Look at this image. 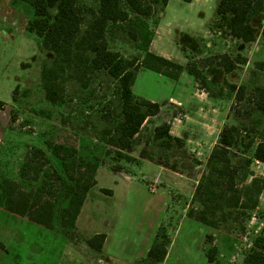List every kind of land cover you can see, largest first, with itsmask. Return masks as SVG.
<instances>
[{
    "label": "trees",
    "instance_id": "1",
    "mask_svg": "<svg viewBox=\"0 0 264 264\" xmlns=\"http://www.w3.org/2000/svg\"><path fill=\"white\" fill-rule=\"evenodd\" d=\"M12 1L26 4L32 9L26 28L36 35L42 49L52 54L50 61L42 63L40 70V85L46 100L52 104L61 103L68 95L67 88L70 86L81 90L93 88L100 71L115 81L116 90L108 98L101 119L108 127V136L103 139L111 149L108 152L114 150L118 158L131 160L124 151L134 148L137 144L136 136L144 122L157 115L160 110L158 103L132 92V85L140 68L161 73L171 79H177L181 70L186 68L206 86V76L197 63H188L183 67L150 51V43L155 34L154 26L168 0ZM260 12L264 13V0H219L216 6L217 15L228 17L229 35L245 43L255 41L260 29L264 35V23L260 29L253 24L254 17ZM118 39L132 44L140 53L128 58L120 51L111 49L110 42ZM245 62L246 57L241 54L235 57L227 53L214 54L203 59L204 66H219L226 73ZM254 66L257 70L264 71V59L255 61ZM224 83L230 91L235 92L237 100L245 98L248 90L245 84ZM253 89L248 92L253 94L248 100L264 116V85H257ZM169 128V123L162 122L153 128L147 139L161 150L159 158L162 165L172 171H179L180 160L175 158L170 161V157L173 152L183 149L184 141L172 136ZM248 130L237 125L222 128L218 143L207 159L208 163L214 159L218 162L214 177L197 181L194 195L200 209L188 211V218L216 228L225 218L226 209L245 211L257 206L258 197L264 188V177L253 176L250 171L241 169L233 164L230 156V149L242 140L244 147L252 151L251 159L247 162L253 159L264 163V133L246 140L240 132L246 133ZM52 151L61 160L68 182L59 183L57 192L48 193L44 190L43 179L34 188L22 186L15 178L1 176L0 207L48 229L60 226L66 236L85 243L93 250H100L105 234L84 238L77 233L75 220L86 191L95 183L93 173L101 162L98 159L87 162V171L91 174L87 181H83V176L73 177L64 165V154L68 149L63 144L52 145ZM37 153L38 150L34 151L35 155ZM139 157L154 160L152 153L145 148L139 151ZM193 161L196 165L199 164L196 159ZM27 164L20 167V179L27 178V172L22 173ZM249 175L252 177L245 183ZM165 239V231L163 227H159L147 256L140 260L141 264H161L168 248V241ZM216 255V246H210L206 251L208 262L224 264ZM243 264H264L263 235L254 239L253 249L244 256Z\"/></svg>",
    "mask_w": 264,
    "mask_h": 264
},
{
    "label": "rangeland",
    "instance_id": "2",
    "mask_svg": "<svg viewBox=\"0 0 264 264\" xmlns=\"http://www.w3.org/2000/svg\"><path fill=\"white\" fill-rule=\"evenodd\" d=\"M179 2L185 5L180 0ZM16 4L24 16L27 17L28 13H31L32 9L26 4L20 2ZM206 11L215 14L212 6ZM197 18L199 15L194 14L191 22ZM17 23L18 19H15V24ZM263 23L264 13L260 12L254 17L253 24L260 29ZM157 25L154 26L155 30ZM5 30H9L10 35L4 39ZM204 30L206 31L199 34L205 35L206 40H215L210 26ZM182 31L176 34V42L195 50L194 41L189 37L190 34L188 35L191 30L185 28ZM31 34L32 36H25L18 30H12V27L0 18V100L4 101H0V177L15 178L22 186L34 188L43 179L45 191L57 192L59 183L68 180L61 160L55 157L52 151V145L55 144H63L68 149L64 154L66 158L64 165L73 177L83 176V181H87L91 174L87 171V162L97 159L99 163L101 162L99 166L118 168L125 165V172H134L136 167L133 166L132 169L128 164H138L143 159L139 157V151L143 148L152 153L154 160L151 162L162 164L159 158L161 150L147 139L153 130L152 125L148 124L151 118L142 125L136 136L137 144L134 148L124 151L131 157L130 161L116 157L114 150L108 152L111 149L103 140L108 136V127L101 119V115L108 98L116 90V84L105 72H98L93 88L81 90L70 86L67 88L68 95L61 103L52 104L46 100L40 85V70L42 63L50 61L52 54L43 50L39 39L33 32ZM110 48L120 51L128 58L140 53L132 44L120 39L110 42ZM197 62L189 59L183 67L188 63ZM262 80L260 82L264 83V79ZM224 84L223 82L220 88L210 87V92L214 96L223 95L221 99L224 109L229 110L240 120L238 127L249 129L248 132L242 131L240 134L247 140L264 133V116L253 102L248 100L253 95L248 92L254 90L255 84L246 85L248 90L243 100H237L235 97L231 99L228 85ZM244 144L241 140L230 149L233 164L250 171L253 176L264 177V169L260 164L253 159L247 162L252 151L245 148ZM37 150L38 153L35 155L34 151ZM179 151L173 152L170 161L178 158L180 168L176 172L189 174L192 171L190 166L196 167V164L190 155L182 159ZM26 163L28 164L22 173L27 172V178L23 180L19 178V172L21 165ZM217 165L215 159L211 163L207 162V158L201 160L189 178L194 181L190 190L192 191L197 180L213 178ZM36 171L38 173H35ZM251 177L252 175H249L245 183H248ZM148 183L151 192L158 187L157 181ZM171 200V206H168L160 225L165 231L167 247H170L167 264H214L206 259V251L212 245L216 246V257L222 263L243 264L244 256L253 249L254 239L259 235L264 236V188L258 197L256 207L243 210L244 212L240 209H226L225 218L216 228L187 217L188 211L200 209L194 193L173 192ZM128 210L126 209L131 218ZM130 218L127 221L125 216L121 217L116 230L118 233L132 232L135 222ZM62 240L67 244L62 245ZM0 242L4 248H0V264H44L50 260L45 247L54 249L66 246L68 250L71 249L70 245L73 248L80 247L78 241L66 236L60 226L48 229L1 207ZM135 264H141V261H136Z\"/></svg>",
    "mask_w": 264,
    "mask_h": 264
},
{
    "label": "crops",
    "instance_id": "3",
    "mask_svg": "<svg viewBox=\"0 0 264 264\" xmlns=\"http://www.w3.org/2000/svg\"><path fill=\"white\" fill-rule=\"evenodd\" d=\"M180 1L185 5H181L179 0H168L150 43V51L180 65H185L189 59L197 60L206 76V86L186 68L181 70L177 79L140 68L134 79L132 92L160 105L158 114L150 117L148 124L152 125V129L162 122L169 123L170 134L184 141L179 156L183 159L190 155L192 159L201 162L208 159L213 147L218 143L222 128L240 122L229 110L224 109L221 99L223 95L214 96L210 87L220 88L224 81L236 85H264L260 82L264 79V71L254 68L255 61L264 59V35L260 29L256 40L248 43L229 35L228 17H221L216 13L219 0ZM211 6L214 7L215 14L206 11ZM20 10L12 0H0V18L3 22L8 23L14 31L32 36V32L26 28L29 13L26 17ZM194 14L199 15V18L191 22ZM15 19H18L17 25ZM208 26L212 29L210 31L214 32L215 40H206L205 35L199 34L206 31L204 29ZM185 28L191 30L188 35L190 34L189 37L194 41L195 50H190L188 46L175 40L176 34L183 32L182 29ZM9 35V30H5L3 38ZM222 53L232 57L241 54L246 57V62L228 73L219 66L203 65L202 59L205 57ZM229 97L233 99L235 92L230 91ZM254 161L264 169L263 162ZM128 165L132 166V169L133 166L136 167L134 172H125V165L118 168H110L108 165L97 167L93 173L95 183L86 191L75 220V226L84 238L99 233L105 234L100 250H93L80 241V247L73 248L70 245V250L66 246L54 249L45 247L50 260L44 264H135L147 256L167 208L171 206L172 193H194L198 180L191 191L190 186L194 181L189 178L198 165L190 166L192 171L189 174L172 171L160 163L146 159L140 160L138 164ZM151 181L158 183L153 192L148 187V182ZM126 209H129L131 218ZM122 216H125L127 221L130 218L135 222L132 232L116 231ZM61 244L67 243L62 240ZM2 246L0 242V248ZM169 256L170 247L161 264H167Z\"/></svg>",
    "mask_w": 264,
    "mask_h": 264
}]
</instances>
